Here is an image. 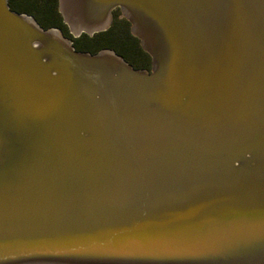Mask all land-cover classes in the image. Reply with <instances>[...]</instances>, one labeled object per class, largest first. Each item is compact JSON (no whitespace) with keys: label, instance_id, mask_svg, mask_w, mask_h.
<instances>
[{"label":"water","instance_id":"water-1","mask_svg":"<svg viewBox=\"0 0 264 264\" xmlns=\"http://www.w3.org/2000/svg\"><path fill=\"white\" fill-rule=\"evenodd\" d=\"M84 5L152 66L0 0V264H264V0Z\"/></svg>","mask_w":264,"mask_h":264},{"label":"rangeland","instance_id":"rangeland-1","mask_svg":"<svg viewBox=\"0 0 264 264\" xmlns=\"http://www.w3.org/2000/svg\"><path fill=\"white\" fill-rule=\"evenodd\" d=\"M13 3H14V6L16 8H19V9L21 8V10H19L20 13H26V14L32 16L35 19V21L42 28H44V29H47V28L59 29L61 31V33L63 34V36L66 39H68L71 42L72 46L78 51L96 53V52H99L101 50H110V51H113L116 55H118L120 58H122L125 62H127L129 65H131L135 69H144V70H150L151 69L152 64H151L150 56L142 48L139 39L131 32L130 23L124 17L121 16L120 11L118 9L112 10L110 20H109V25L106 28H104L103 30L94 32L92 34L81 33V34L76 36V34L73 32V27L66 20V18H64L65 15H64V12L62 10V6H61L59 0L54 1V6L52 7L54 10V11L52 10L53 16H51L49 19L44 14H41V15L37 14V16H39V19L41 21H45L48 23L49 21H47V20H51L49 27H44L35 18V16L24 11L25 9L30 8L28 2H26L24 0H14ZM8 4H9V2H8ZM12 10L19 12L18 10H15V9H12ZM51 22H58V24L54 26L53 24H51ZM116 22L127 24L128 35H130V37H133L136 40L138 49L141 52H143L144 54H146V57H141V56L135 55L133 53H129L125 57H123L122 55L118 54L113 48L103 46L104 42L101 39H97V37L100 34L109 30L114 25V23H116ZM70 30H72L73 34L71 33Z\"/></svg>","mask_w":264,"mask_h":264},{"label":"trees","instance_id":"trees-1","mask_svg":"<svg viewBox=\"0 0 264 264\" xmlns=\"http://www.w3.org/2000/svg\"><path fill=\"white\" fill-rule=\"evenodd\" d=\"M14 0H9V5L12 9L21 10V8H16L13 3ZM29 3L30 8L23 9L24 11L32 14L35 18L42 24L44 27H49L50 21L48 23L45 21H41L37 14H44L49 19L52 15V10L54 6L55 0H24ZM54 11V10H53ZM20 12V11H19ZM43 17V16H42ZM54 26L58 24V22H51ZM97 39H101L104 43L103 46H107L113 48L118 54L125 57L129 53H133L135 55H139L141 57H146V54L141 52L138 49L137 42L133 37L128 35V29L126 23H114V25L107 30L106 32L100 34Z\"/></svg>","mask_w":264,"mask_h":264},{"label":"bare ground","instance_id":"bare-ground-1","mask_svg":"<svg viewBox=\"0 0 264 264\" xmlns=\"http://www.w3.org/2000/svg\"><path fill=\"white\" fill-rule=\"evenodd\" d=\"M61 6H62V10L64 12L66 20L73 27V32L75 30L78 33V30L82 28V26H80L82 23H83L82 25L85 24V26H88L86 24V13H85L84 0H61ZM146 40L149 42V39L147 37H146ZM146 40H144V42ZM153 44L154 43L151 41L150 42L151 47L149 48L154 50V47L152 46ZM151 49L149 50L152 52Z\"/></svg>","mask_w":264,"mask_h":264},{"label":"flooded vegetation","instance_id":"flooded-vegetation-1","mask_svg":"<svg viewBox=\"0 0 264 264\" xmlns=\"http://www.w3.org/2000/svg\"><path fill=\"white\" fill-rule=\"evenodd\" d=\"M8 2H9V0H8Z\"/></svg>","mask_w":264,"mask_h":264}]
</instances>
